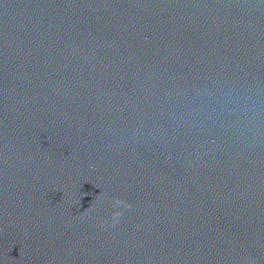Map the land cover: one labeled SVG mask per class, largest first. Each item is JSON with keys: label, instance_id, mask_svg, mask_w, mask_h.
I'll return each mask as SVG.
<instances>
[{"label": "water", "instance_id": "1", "mask_svg": "<svg viewBox=\"0 0 264 264\" xmlns=\"http://www.w3.org/2000/svg\"><path fill=\"white\" fill-rule=\"evenodd\" d=\"M0 203L59 264H264V0H0Z\"/></svg>", "mask_w": 264, "mask_h": 264}, {"label": "clouds", "instance_id": "2", "mask_svg": "<svg viewBox=\"0 0 264 264\" xmlns=\"http://www.w3.org/2000/svg\"><path fill=\"white\" fill-rule=\"evenodd\" d=\"M120 203H121V201L118 200V199L115 201V204H116V205H119ZM120 215H121V213L118 212V211L114 213V217H118V216H120Z\"/></svg>", "mask_w": 264, "mask_h": 264}]
</instances>
